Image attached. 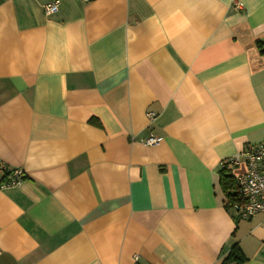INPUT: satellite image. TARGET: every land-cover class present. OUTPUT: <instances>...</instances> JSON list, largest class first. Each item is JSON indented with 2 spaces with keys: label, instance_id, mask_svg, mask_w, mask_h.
<instances>
[{
  "label": "crops",
  "instance_id": "crops-1",
  "mask_svg": "<svg viewBox=\"0 0 264 264\" xmlns=\"http://www.w3.org/2000/svg\"><path fill=\"white\" fill-rule=\"evenodd\" d=\"M51 1L0 0V264H264L220 186L264 141V0Z\"/></svg>",
  "mask_w": 264,
  "mask_h": 264
},
{
  "label": "built area",
  "instance_id": "built-area-1",
  "mask_svg": "<svg viewBox=\"0 0 264 264\" xmlns=\"http://www.w3.org/2000/svg\"><path fill=\"white\" fill-rule=\"evenodd\" d=\"M79 1L87 2L88 0ZM59 6V0L44 4L42 7L44 15H54L58 12ZM147 118L152 121L155 119V114L148 113ZM157 142L155 137L150 136L143 143L147 146H154ZM240 161L244 163V171L234 177L237 200L231 204V208L240 220H248L259 215L264 223V141L247 145L239 155L229 160V165L237 166ZM5 171L4 165L0 162V173ZM23 179V172L20 169H13L0 188L19 186Z\"/></svg>",
  "mask_w": 264,
  "mask_h": 264
},
{
  "label": "trees",
  "instance_id": "trees-1",
  "mask_svg": "<svg viewBox=\"0 0 264 264\" xmlns=\"http://www.w3.org/2000/svg\"><path fill=\"white\" fill-rule=\"evenodd\" d=\"M256 46L257 49L259 50V53L264 56V42L257 41ZM6 173L8 175L10 171H7ZM220 186L229 204H232L237 200L235 193V183L231 179V176L229 175L226 169H222L220 171ZM245 263H246V258L243 256L238 245L236 243H233L229 251V254L224 259L222 264H245Z\"/></svg>",
  "mask_w": 264,
  "mask_h": 264
}]
</instances>
